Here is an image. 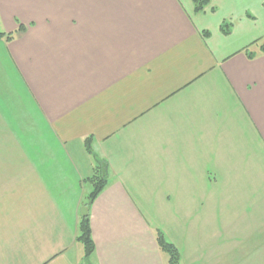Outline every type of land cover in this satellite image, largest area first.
I'll return each instance as SVG.
<instances>
[{
    "label": "crops",
    "instance_id": "1",
    "mask_svg": "<svg viewBox=\"0 0 264 264\" xmlns=\"http://www.w3.org/2000/svg\"><path fill=\"white\" fill-rule=\"evenodd\" d=\"M0 33V264H167L158 231L264 264V0H0Z\"/></svg>",
    "mask_w": 264,
    "mask_h": 264
},
{
    "label": "trees",
    "instance_id": "2",
    "mask_svg": "<svg viewBox=\"0 0 264 264\" xmlns=\"http://www.w3.org/2000/svg\"><path fill=\"white\" fill-rule=\"evenodd\" d=\"M194 13H203L205 8H207L210 4V0H191ZM230 23H222L220 25V31L224 36H228L231 32ZM206 36V33L204 34ZM10 39L11 35H5L0 33V39ZM248 60H252L256 57L257 54L264 56V36L250 44L248 47L244 48L241 51ZM92 186V190L88 196L85 197L83 206L87 210L86 216H81L77 225V234L76 241L82 245L84 260L87 261L92 254L94 253V243L91 237L90 230V217L89 210L94 200L98 197V195L102 192L104 187L106 186V178L105 175L101 172L99 175H94L90 179H88ZM156 243L159 249L164 252L168 256L167 264H182L180 255L177 249L169 243L161 232L156 233ZM87 264V262L85 263Z\"/></svg>",
    "mask_w": 264,
    "mask_h": 264
},
{
    "label": "water",
    "instance_id": "3",
    "mask_svg": "<svg viewBox=\"0 0 264 264\" xmlns=\"http://www.w3.org/2000/svg\"><path fill=\"white\" fill-rule=\"evenodd\" d=\"M86 214H87V210H86V208H82V209H81V215H82V216H86Z\"/></svg>",
    "mask_w": 264,
    "mask_h": 264
},
{
    "label": "rangeland",
    "instance_id": "4",
    "mask_svg": "<svg viewBox=\"0 0 264 264\" xmlns=\"http://www.w3.org/2000/svg\"><path fill=\"white\" fill-rule=\"evenodd\" d=\"M91 190H92V187L90 188V190L88 192H91Z\"/></svg>",
    "mask_w": 264,
    "mask_h": 264
}]
</instances>
